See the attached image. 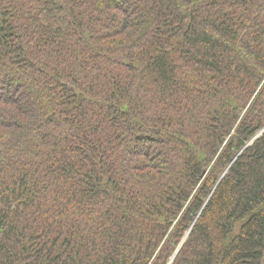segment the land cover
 Returning a JSON list of instances; mask_svg holds the SVG:
<instances>
[{
    "label": "trees",
    "instance_id": "16d2710c",
    "mask_svg": "<svg viewBox=\"0 0 264 264\" xmlns=\"http://www.w3.org/2000/svg\"><path fill=\"white\" fill-rule=\"evenodd\" d=\"M0 264H264V0H0Z\"/></svg>",
    "mask_w": 264,
    "mask_h": 264
}]
</instances>
